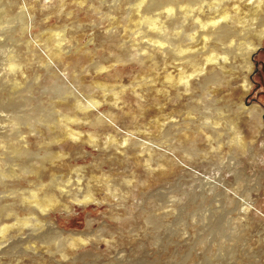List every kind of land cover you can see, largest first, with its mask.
I'll return each mask as SVG.
<instances>
[{"label":"rangeland","instance_id":"374dc122","mask_svg":"<svg viewBox=\"0 0 264 264\" xmlns=\"http://www.w3.org/2000/svg\"><path fill=\"white\" fill-rule=\"evenodd\" d=\"M151 1L0 0V264H264V0Z\"/></svg>","mask_w":264,"mask_h":264},{"label":"bare ground","instance_id":"6f19581e","mask_svg":"<svg viewBox=\"0 0 264 264\" xmlns=\"http://www.w3.org/2000/svg\"><path fill=\"white\" fill-rule=\"evenodd\" d=\"M177 0H152L151 1V3L149 2V4H148V6H147V8H146V11L145 12H143V11H141V3L140 4H137V8H139L138 10H139V20H141V21H145V22H147L150 26L152 25V26H154L155 28H157L158 29V26L159 25H157L156 24V21L158 20V17L156 16H148V14H149V10L150 9H152L153 7H156V8H158V9H160V8H162V7H167V8H164V9H166L167 10V12L169 13L170 11H172V9L174 8V4H175V2H176ZM179 1V0H178ZM182 0H180L179 2H181ZM184 1V0H183ZM193 1H196V3L198 2V0H186V4H187V2L188 3H190V4H193ZM145 5V4H144ZM2 6V5H1ZM11 6V5H10ZM189 6H191V5H189ZM6 7V6H5ZM1 9V8H0ZM7 9V8H6ZM182 9H184V7H182ZM143 10V9H142ZM10 10H8L7 9V12H9ZM155 12H154V14H156V10H154ZM224 11V10H223ZM0 12H1V10H0ZM173 12H175V9H174V11ZM157 13H159L160 14V12H157ZM14 14V13H13ZM151 14H152V11H151ZM158 14V15H159ZM220 14V13H219ZM222 14V13H221ZM6 15H7V13H6ZM162 14H160V16H161ZM2 15V12H1V14H0V22L2 21V19H4L3 17H5V16H3ZM167 16V15H166ZM170 16V15H169ZM216 16H218V14L216 15ZM222 17H225L226 16V13L225 14H222L221 15ZM215 17V16H214ZM128 18V17H127ZM130 18V17H129ZM170 18V17H169ZM257 18H259V22H260V24L261 25H264V12L263 13H260V16L259 17H257ZM256 18V19H257ZM138 20V21H139ZM167 20V19H166ZM138 21H137V23H138ZM3 22V21H2ZM164 22H166V21H164ZM28 27H27V29L29 30L30 29V26L31 25H29V22H28V25H27ZM162 28V27H161ZM16 31V30H15ZM151 31V30H150ZM162 31V30H161ZM170 31V30H169ZM212 31V30H211ZM210 32V31H209ZM209 32H207V33H209ZM234 31H233V29L232 28H230V26H228L227 24H222L221 26H219L217 29H215L214 31H212L211 33L212 34H214V35H217V36H219V37H222V36H227V35H229V34H231V33H233ZM158 33V32H157ZM164 33V32H163ZM171 33V32H170ZM259 33V34H258ZM257 34H258V37H260V38H262L263 36H264V30L263 31H260V32H258ZM260 34H261V36H260ZM160 36H162V35H160ZM168 38V37H167ZM218 38V37H217ZM165 39H166V36H165ZM218 40V39H217ZM219 40H221L220 38H219ZM164 41V40H163ZM167 41V40H166ZM157 43L159 44L158 45V47H159V49H167V50H170V51H172V49H171V47H169V46H165L164 44V42H162V41H160V40H158L157 39ZM168 43V42H167ZM253 44V43H252ZM170 45V44H169ZM261 46V42H259V43H254L253 45H252V47L250 48V53L252 54V53H254L259 47ZM157 48V47H156ZM179 48H180V46H179ZM183 48V47H182ZM184 49V48H183ZM179 50V49H178ZM179 51H182L181 49L179 50ZM158 53H159V51H157ZM155 53V52H154ZM162 53V52H161ZM249 53V52H248ZM150 54V53H149ZM246 54V53H245ZM148 55V54H147ZM161 55V54H160ZM248 55V54H247ZM13 60V59H12ZM51 60V59H50ZM9 61V60H8ZM11 62H13V61H11ZM51 62H52V64L54 63V61L53 60H51ZM193 63V62H192ZM15 65H17V63H15ZM19 65V64H18ZM223 67H226V65H223ZM13 68H14V66H13ZM16 68V67H15ZM222 72V71H221ZM209 75V74H208ZM219 75H220V73H219ZM218 75V76H219ZM218 76H216V74H215V77L217 78ZM208 78H214V73H211L210 74V76L208 77ZM217 80V79H216ZM248 81V80H247ZM216 83H218V82H216ZM249 84V83H248ZM248 86V85H247ZM249 87H250V85H249ZM73 88L75 89L74 91L76 92H78L79 93V90H77V87H75V86H73ZM18 93V92H17ZM10 94V93H9ZM81 94V93H80ZM80 94H78V95H80ZM83 95V94H82ZM81 95V96H82ZM84 96V95H83ZM82 96V98H84ZM86 100V99H85ZM13 101V100H12ZM88 102H90V100H88ZM87 102V103H88ZM93 102V101H92ZM91 102V103H92ZM2 102H0V104H1ZM90 103V104H91ZM5 108V107H4ZM245 108V107H244ZM256 108L255 107H248L247 108V110H246V112H249L250 114H252V117H253V121H255V122H259V118H258V113L256 112V110H255ZM64 116V115H63ZM103 117H104V115H103ZM67 118V117H66ZM106 118V117H105ZM107 118H108V116H107ZM60 124H63V123H61L60 122ZM58 125V127L60 126L59 124H57ZM56 125V126H57ZM61 127V126H60ZM65 127V126H64ZM59 129V128H58ZM60 130H62V129H60ZM63 130H65L64 128H63ZM11 147V146H10ZM27 148H25V150H26ZM23 150V152H24V149L22 148V146L21 147H17L16 146V151L17 152H20V151H22ZM27 151H25V153H26ZM24 154V153H23ZM20 155H22V154H20ZM17 156V155H16ZM49 156V155H48ZM33 167V166H32ZM34 169H35V167H34ZM34 169H33V171H34ZM36 171V170H35ZM37 172V171H36ZM36 177H37V175H35ZM54 179V178H53ZM40 180V179H39ZM34 181V180H33ZM36 181H37V179H36ZM35 181V182H36ZM36 192V191H35ZM47 192V191H46ZM39 193V192H38ZM47 194V193H46ZM38 197V196H37ZM36 197V198H37ZM43 198V197H42ZM54 201V198H53V196H48V197H46V199H44V200H42V205L44 204H50V203H52ZM37 202H39V201H37ZM41 203H40V205H41ZM44 205L42 206V207H44ZM45 210V209H44Z\"/></svg>","mask_w":264,"mask_h":264}]
</instances>
